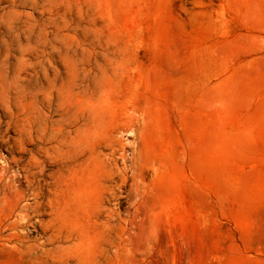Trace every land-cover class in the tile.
<instances>
[{
	"label": "rangeland",
	"instance_id": "1",
	"mask_svg": "<svg viewBox=\"0 0 264 264\" xmlns=\"http://www.w3.org/2000/svg\"><path fill=\"white\" fill-rule=\"evenodd\" d=\"M0 264H264V0H0Z\"/></svg>",
	"mask_w": 264,
	"mask_h": 264
},
{
	"label": "bare ground",
	"instance_id": "2",
	"mask_svg": "<svg viewBox=\"0 0 264 264\" xmlns=\"http://www.w3.org/2000/svg\"><path fill=\"white\" fill-rule=\"evenodd\" d=\"M104 98V97H103ZM109 98V97H108ZM102 102V101H101ZM94 112V111H93ZM99 112V111H98ZM37 138V137H36ZM35 142V141H34ZM35 143H38V142H35ZM36 145H38V144H36ZM34 150H36V149H34ZM77 150V149H76ZM37 151V150H36ZM64 152V151H63ZM78 153H79V151H77ZM77 153V155H75V154H71L72 156H69V158H67L68 157V155L65 157V154H63L62 153V155H61V162H60V164H59V169L61 170V171H63L68 165H69V163H76V162H78L79 160H80V153L78 154ZM60 161V160H59ZM67 170V169H66ZM66 172V171H65ZM89 173V172H88ZM79 174V172H76V171H74V173L71 175L72 176V180L73 179H75L76 178V176H78L79 177V179H80V176L78 175ZM87 176H89V175H87ZM94 176V175H93ZM82 177V176H81ZM93 179V178H92ZM74 181V180H73ZM73 181H71V183L73 182ZM66 182V181H65ZM78 182H80V181H78ZM69 185V184H68ZM11 196V195H10ZM9 195H7V197L6 198H8V199H10L11 197H10Z\"/></svg>",
	"mask_w": 264,
	"mask_h": 264
}]
</instances>
